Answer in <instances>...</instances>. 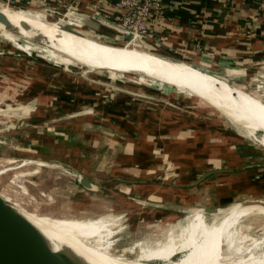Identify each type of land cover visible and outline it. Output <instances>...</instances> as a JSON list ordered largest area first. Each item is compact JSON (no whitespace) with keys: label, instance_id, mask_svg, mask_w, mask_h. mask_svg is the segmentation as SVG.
Listing matches in <instances>:
<instances>
[{"label":"crops","instance_id":"0c3cea01","mask_svg":"<svg viewBox=\"0 0 264 264\" xmlns=\"http://www.w3.org/2000/svg\"><path fill=\"white\" fill-rule=\"evenodd\" d=\"M118 1L30 0L26 7L4 0L0 6L14 7L46 22L51 17L49 23L53 24L59 19L73 32L118 43L128 39L113 28L119 22ZM68 4L73 6L72 16L65 15ZM163 4L161 21L151 17L147 22L150 36L142 40L144 50L188 64L251 93L259 74H264V0H163ZM0 47V64L24 63L23 58L4 56L7 49ZM18 47L28 52L42 51L66 63L71 61L28 41ZM31 61L40 70L37 58ZM49 67L52 79L48 89L40 86L34 89L33 96L23 97L17 104L24 107L22 111L30 105L36 121L33 131L52 134L48 146L64 149L56 159L71 164L67 171L75 181H58L55 194L57 199L70 195L69 210L74 215L91 218L112 206L103 202L104 193L119 201V208L125 206L123 200L143 208L130 198L138 189L146 199L155 196L180 208H217L242 200H264V168L258 162H248L259 154H238L235 147L242 144L237 139L239 134L233 133L215 110L202 107L201 98L181 84L156 80L179 92L172 86L160 89L135 82L127 87L135 93L113 91L114 96L109 98L102 85L95 83L107 78L101 69L89 70L90 80L84 73L79 75L76 67ZM115 83L124 86L119 80ZM248 95L262 103L258 97ZM4 106L7 109L11 104ZM46 122L50 126L43 129ZM217 123L222 125L224 135L216 130ZM37 138L32 143L23 138L22 146L36 153L38 161L46 162L47 155L33 148ZM236 162L246 163L237 170L233 165ZM89 167L115 178L114 189L105 187L93 172H86ZM78 175L92 186H81L76 180Z\"/></svg>","mask_w":264,"mask_h":264},{"label":"rangeland","instance_id":"374dc122","mask_svg":"<svg viewBox=\"0 0 264 264\" xmlns=\"http://www.w3.org/2000/svg\"><path fill=\"white\" fill-rule=\"evenodd\" d=\"M1 2L2 1H0V5ZM10 3H12L13 5L14 4L24 5L26 7H29L30 5L15 1H12ZM30 10L32 11V9ZM50 19L51 17L50 18L48 17L46 19L47 22H51L52 19L51 20ZM58 21L65 24V22L62 20H58ZM57 23L56 26L59 27L60 24L58 23L59 24L58 25ZM5 34H8L10 35V37H14L16 39L11 40L10 37H6ZM127 38L129 39V37ZM128 39H126L127 41L125 42H118L115 44H117L120 47L126 46L127 48H135L137 50L145 51L144 48L142 47V42L140 41V39L138 40L137 39L128 40ZM26 41L39 46L38 48L42 47L46 49H51L59 54L58 58L60 59L62 57L68 58L71 61L69 63H66L58 60L57 57L56 58L49 57L45 55V53L42 51L38 52L34 49H31L29 52H27L23 48L18 47V44H25ZM0 45L5 46L4 48L7 49L6 51H4L5 52L3 54L4 56L23 58L24 61L23 64L19 63V61L15 62L14 65L11 61L9 62L2 61V63L0 64V68L5 69L4 72L3 70L0 69V97H1L0 105H2L0 107H3V109L0 108V191H2L5 194L13 193L16 195V197L17 196L21 197V195L19 194L22 193L19 192L18 185H24L25 188L29 191V195L20 198V200L30 206L31 203L33 202L29 200L30 198L29 196L35 195L37 197L38 202L36 205H32V207H29V209L34 208L39 213L37 214L35 212L27 211L23 209L26 218L30 222H32V224H34L37 228H39L45 235H47L49 231H52L56 233L55 234L56 236H61L67 240V236H65L60 232H57L52 226L39 220L44 217L45 218L50 217L53 219H66V220H86L87 218L85 219L84 215L78 216L80 217V218L77 217L78 219H75L71 216V214L73 213H71L69 210L70 201L72 199L70 195H65L59 199H57L56 196L55 202L53 203L47 201L46 198L44 199L39 197L37 192L39 190H45L55 193V185L56 183H58V181L61 180L62 182L63 180L64 181L66 180L65 183H71L75 181L73 180L74 179L73 176H71L70 173H68L67 171L71 167L70 166L71 164L60 163V161L56 159L57 155H61L64 152V149L60 147L52 148V146H48V144H50L49 140L51 139V137H53L52 134H50V132L41 131L40 133H38L36 131H33L34 130L33 124L36 123V121L34 122L35 119H34L33 111L29 110L30 105L26 106L28 108L26 111H22V106L21 104H17V101L21 100V98L23 97L28 98V96H33L34 89H38L40 86L43 87L44 89H48L49 79H52L50 77L52 75L50 74L49 66L53 68L55 67L59 68L58 66L60 67L64 66L66 67V70H70V67H76L79 69L77 70V73L79 75L84 73L85 76L87 74H90L89 70H95V69H92L88 66H86L87 67L86 68L84 67L85 65L74 61L68 55L62 54L61 52L54 50L43 43L38 44L31 41L27 37L15 36L10 32H6V31L1 32L0 30ZM36 58L38 60L37 62L41 66L40 70L35 69V67L32 64L33 62L31 60ZM163 59L168 60L166 58ZM7 60H10V58L9 59L7 58ZM170 61H176V60H170ZM101 70L102 72H104L105 77L107 78L105 80H96L95 83L102 85V87L105 89V92L107 93L106 96L109 98L114 96L111 93L113 91H121V90L129 91L130 89L127 87L130 86V84H135V82L145 83L146 86L149 87L157 86V88L160 89H164V86L165 87L167 86V88L171 87V85L160 83L148 77L144 78L137 76L134 77L136 80L139 78L140 80H144V81H139V80L134 81V79L129 80V77L131 76H126V74L122 75L121 73L118 72L113 73L115 72L113 70H106V69H101ZM259 75L260 77L256 79L254 86L251 88V93L250 92L249 93L256 95V97L263 100L264 103V96H263L264 74H259ZM87 76L88 79L91 80V77H89V75ZM115 80H119V82H122L124 86L117 85V83H115ZM228 83L230 85L233 84L231 86H234L236 88L240 87L234 83L231 82ZM171 88H173L174 90L176 89L173 86ZM130 91L134 92L133 90ZM136 91L139 92L138 90ZM199 100L202 107L204 108L209 107L215 110L217 112V115L223 120V123L231 127L232 130L234 131L233 133L239 134L240 137L237 139H239V142L242 141V144L241 145L239 144V146L235 147L236 152L238 154L242 153L244 154V156L259 154L260 157L259 156L253 157L252 159L249 158L248 162H254V163L258 162L259 166H262L264 168V146L258 144V142L254 138L251 139V137H246L243 131H241L238 127H236L237 125L232 123L221 112H218L211 105L207 104L203 99H199ZM13 103H16V105ZM9 104H11V106H7L6 107L7 109H5L4 105H9ZM47 126L50 125L48 123L45 124L43 126V129L47 128ZM216 126H217L216 130L220 131L221 134L224 135L225 133L223 131L222 125H220V123H217ZM261 134H262L261 132L256 133L257 137ZM37 136L39 138H37ZM23 138H25L26 142L28 141L27 143H32L37 138L38 139L37 143L34 145L33 148L43 153L44 155H47L48 159L46 160L44 159V161H46L47 163L55 164L57 166L51 167L50 166L51 164L50 165L47 164V166L41 164L38 161V158L34 156L36 155V153H32L27 148L22 146L24 144L22 140ZM43 145H47V146H43ZM245 163L246 162L244 163L236 162L233 165L237 170H239L240 168L239 166ZM90 167L89 170L86 172L89 173L93 172L97 176V178L100 177L101 182H104L103 184L106 185L105 187L114 189L113 185L116 181L115 178L113 177L111 178L106 174L104 175L103 172H100L99 174L95 170L90 169ZM135 194L136 195H130V198L133 201H135L138 206L143 205L142 206L143 208H139V207L135 208L134 205L135 203H132L131 201L128 200L126 201L123 200L122 203L125 206L119 208V206L121 205L119 201H117L115 198H110L108 195H106V193H104L102 198L104 199L103 202L106 205L112 203L114 206L113 205L106 206L105 209L103 208L99 210L97 212L98 214L94 215V217L93 218L91 217L90 219H92L93 221L104 223L105 227L100 229L99 232L90 235L88 230H90L91 228L88 225H86V223H84L85 225L83 224V229L81 230L83 231L82 236L81 238L79 237L77 241H79L80 243H84L86 247H92V248H95L94 245L96 241H98L99 243L102 242L101 245L104 247V250H106L109 253V255H111L112 257L120 258L124 262H132L134 260H137V258H139V254L142 253V251L140 250L142 247L149 249L150 251V254L145 253L146 254L145 256L147 255H153L154 257L158 255L161 256L162 251L156 252L153 249L154 248L156 249L161 245L162 240L168 235V233L170 235L178 231L183 232V228L185 226L191 225L193 226L192 231L196 232L195 235L194 234L192 235L194 237H196V235L200 236L204 232L205 225L210 224L214 218L223 215L227 207L235 203V202H231L229 204H224L218 207L219 210L216 214H205V216L202 214L192 215V213L194 212L192 211L190 212L189 210L180 212L179 206L163 203L159 199H156L155 196H150L148 199H146V195H144V193L141 192L140 189L136 190ZM256 200H260V199L256 198ZM68 201L69 204H67ZM161 207L166 208V210L161 211L162 209ZM130 208H132L131 210L134 209L137 212L134 213L133 211L132 213V211L129 210ZM238 225L239 226L236 229L234 236L231 235L232 237L230 238V230H227L226 233H224L223 235L222 251L225 255V260L228 261V264H238L237 263L238 259H248L250 254L261 255L264 253V215L250 214L244 216L239 220ZM101 233H102V238L98 240L97 239L98 235H101ZM182 251L183 250L173 253L170 256V258L167 260L157 259V260H151L152 262L149 260L150 262L148 261L146 263L166 264L168 261L177 260L180 257H182L185 254V251H183V253Z\"/></svg>","mask_w":264,"mask_h":264},{"label":"bare ground","instance_id":"6f19581e","mask_svg":"<svg viewBox=\"0 0 264 264\" xmlns=\"http://www.w3.org/2000/svg\"><path fill=\"white\" fill-rule=\"evenodd\" d=\"M0 11L4 13L13 26L17 27L20 35L30 37L35 32L43 34L47 38L46 41L56 47L49 46L50 48L57 51L59 49L92 69H106L115 72L135 71L156 80L170 83L174 81L181 84L218 112L225 115L232 123L237 125L236 127L243 131L246 137L254 138L258 144L264 146V104L254 100L246 92L234 86L232 87L223 79L209 75L183 62L165 60L135 48L110 45L76 35L36 16L20 13L14 7L3 6L0 7ZM21 22L28 24V28H24L20 24ZM0 28H4L2 24H0ZM129 39L131 40V38ZM257 132L262 134L257 137ZM39 162L46 166L51 164ZM76 180L81 186H84L81 183L83 180L81 175H78ZM16 208L26 217L23 209ZM194 213L201 212L195 211ZM250 214L264 215V206H262L260 200H242L229 205L223 215L214 218L210 224L205 225L204 232L200 236L196 235L194 237L192 235H195L196 232L192 231L193 226L191 225L185 226L183 232H174L173 234L176 236L168 233L162 240L161 245L153 249L156 252L162 251L161 256H145V253L150 254V251L142 247L140 249L142 253L139 254V258L132 262H124L120 258L112 257L104 250L101 245L102 242L96 241L95 248H92L86 247L84 243L77 241L82 236L83 231L81 230L84 223L91 228L88 230L90 235L104 228V223L93 221L92 219L66 220L50 217L41 218L39 221L49 224L57 232L67 236L66 240L49 231L45 236L52 242L54 247L64 245L72 249L89 264H148L146 262L149 260H167L173 253L180 250L185 251V254L177 260L168 261L166 264H228L222 251L223 235L227 230H230V238L234 236L239 226V220ZM101 238L102 233L98 235L97 239ZM237 263L264 264V253L261 255L250 254L248 259H238Z\"/></svg>","mask_w":264,"mask_h":264},{"label":"water","instance_id":"95a60500","mask_svg":"<svg viewBox=\"0 0 264 264\" xmlns=\"http://www.w3.org/2000/svg\"><path fill=\"white\" fill-rule=\"evenodd\" d=\"M0 24H2L4 27L3 28L4 30L0 28L1 32L3 30V31H8L15 36H22L18 33L17 27L13 26L10 23V21L7 19V17L4 15V13L1 11H0ZM20 24L24 28L26 29L28 28V24L26 23L24 24V22H21ZM59 27L66 31L74 33L76 35L86 37L83 34L73 32L72 30L67 29L65 25H63L64 28L62 27V25H59ZM113 28L121 36L130 38L132 35L130 32L120 28L118 25H115ZM23 37H27V36H23ZM27 38L35 43H38V44L43 43L48 47L50 46L49 43L46 41L47 38L43 36V34L35 32L33 36H30ZM96 41L118 46L114 42L111 43V42H104L100 40H96ZM118 73H121L122 75L126 74V76H131V77H137V76L144 77V78L148 77L153 80H156L155 78H152L148 75L135 72V71H125V72H118ZM158 82L163 83L161 81H158ZM238 89L250 94L244 88L239 87ZM250 95L256 96L253 94H250ZM260 101L263 103V100L260 99ZM81 183L86 187L92 186L91 183L87 181L86 179H83ZM18 188H19V192L22 193V194H19L21 195V197L17 196L18 198L13 193H11L13 194L11 195L9 193L5 194L2 191H0V264H89L81 256L77 255L72 249L64 245H59L58 247H54L52 242L45 236V234L39 228H37L34 224H32V222H30L14 206L16 205L27 211H32V212L39 214L36 209L34 208L29 209V207H32V205L37 204L38 202L37 197L35 195L29 196L30 197L29 200L33 202L29 206L20 200V198L28 196L29 191L25 188L24 185H18ZM37 194L41 198H44V199L46 198L47 201H50L53 203L55 202L56 194L51 191L49 192L45 190H39ZM261 204L262 206H264V200H261ZM179 210L180 212H184L188 210L190 212L199 211L205 216V214H216L219 209L218 207L217 208H206V207L189 208L187 207V208H179ZM71 216L75 219L80 218L77 215H73V214H71ZM86 218L90 219L89 217H85V219Z\"/></svg>","mask_w":264,"mask_h":264},{"label":"built area","instance_id":"2783aa9c","mask_svg":"<svg viewBox=\"0 0 264 264\" xmlns=\"http://www.w3.org/2000/svg\"><path fill=\"white\" fill-rule=\"evenodd\" d=\"M5 1L9 3L15 1L24 4H30V0ZM118 5L120 8V15L117 25L132 34L130 37L131 40L140 39L142 42L143 39L150 36L147 24L149 19L154 17L157 21H161L163 18V0H119ZM64 12L65 15L72 16V13L74 12L72 4H68L65 7ZM58 23L60 25L63 24L61 22ZM130 78L132 77H129V80H131Z\"/></svg>","mask_w":264,"mask_h":264}]
</instances>
